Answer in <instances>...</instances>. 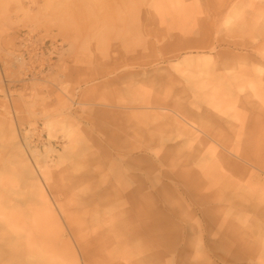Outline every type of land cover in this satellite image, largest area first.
Here are the masks:
<instances>
[{"label":"rangeland","instance_id":"rangeland-1","mask_svg":"<svg viewBox=\"0 0 264 264\" xmlns=\"http://www.w3.org/2000/svg\"><path fill=\"white\" fill-rule=\"evenodd\" d=\"M187 58L202 61L182 64ZM189 72L245 78L236 93L244 103L235 105L250 140L249 126L264 120L251 96L264 84V0H0V163L14 142L31 149L49 198L66 213L58 216L65 238L68 215L92 239L113 238L122 225V245L109 248L122 264H143L151 245L127 240L134 224L124 194L143 183L138 199L145 206L152 195L153 247L164 264H255L253 214L184 202L175 180L148 176L158 148L134 128L140 103L174 93L169 81ZM18 174L12 166L8 176L29 201ZM163 185L168 201L155 193ZM74 251L84 264L75 243Z\"/></svg>","mask_w":264,"mask_h":264},{"label":"bare ground","instance_id":"bare-ground-1","mask_svg":"<svg viewBox=\"0 0 264 264\" xmlns=\"http://www.w3.org/2000/svg\"><path fill=\"white\" fill-rule=\"evenodd\" d=\"M200 61L187 58L182 64ZM217 74L211 72L209 78H204L189 72L182 74L180 80H170L168 86H175L174 93H156L148 102H141L138 115L142 119L134 128L148 133V149L158 148L155 164L147 165L151 167L148 176L155 173L158 178L175 180L181 200L201 205L227 202L239 205V216L253 214L252 261L264 264V120L258 119L249 126L251 142L245 141V125L238 118L235 105L244 103L236 93L244 89L240 81L245 82V78L229 80L226 74ZM251 91L252 98L258 101V114H264L263 81L253 85ZM201 99L227 117L200 106ZM13 146L14 151L6 154L8 159L0 163V264H80L74 243L81 248L84 264H122V254L109 249L113 244L122 245V225L113 238H106L105 233L87 238L71 214V218L64 216L71 234L70 239L65 238L58 216L66 213L48 196L44 186L46 172L35 165L31 149L19 142ZM12 166L29 191V201L18 198L22 189L16 188L8 176ZM145 187L143 183L139 190L124 194L132 204L128 214L134 224L127 231V240L140 239L151 244L141 263L164 264V253L153 247L160 234L156 232L154 211H148L152 195L143 198L148 200L145 206L139 200ZM166 188L163 185L155 193L168 201ZM119 194L117 199L122 198ZM120 220L122 223V216Z\"/></svg>","mask_w":264,"mask_h":264}]
</instances>
